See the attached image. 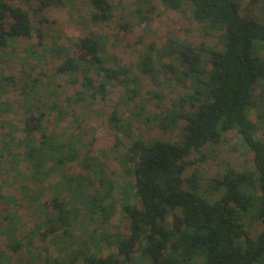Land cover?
Segmentation results:
<instances>
[{
  "label": "trees",
  "instance_id": "1",
  "mask_svg": "<svg viewBox=\"0 0 264 264\" xmlns=\"http://www.w3.org/2000/svg\"><path fill=\"white\" fill-rule=\"evenodd\" d=\"M39 1L42 10L49 4L62 5V0ZM146 1L150 6L153 0ZM188 1L197 21L222 32L221 46L197 47L170 38L171 55L178 65L162 57V68L176 80L189 81L192 94L183 100L197 104L191 112L173 108L164 116H154L157 125L165 130L177 122H184V135L178 143L157 140L146 144L123 130L131 142L130 152L137 155L132 184L119 186L123 210L129 221L124 231L111 235L84 229V209L93 218L101 212L103 222L109 221L110 210L101 204V196L112 195L116 187L104 167L91 163L88 158L82 161L77 176L66 175L55 185L57 194L51 206L30 189L28 180L32 177L48 176V164L53 168L65 166L79 157L72 141L48 134L44 126L47 100L35 93L37 80L31 85L25 102L21 103L27 108L32 100L41 105L25 122L28 142L24 158L33 173L31 177L22 176L27 187L25 192L35 200L39 213L35 231L45 229L46 235L51 234L50 240L61 249V256L47 259L45 264H264V229L252 239L247 224L255 217L264 224V138L259 137V131L264 130V105L260 107L256 99V88L261 85L260 81L264 83V57L258 53L259 45L264 44V23L253 15L243 16L236 0ZM256 1L250 3L251 11ZM161 2L179 11L185 0ZM90 3L96 11L95 18L109 22L113 19L114 6L121 0H115L114 4L110 0H90ZM35 34L37 43L25 51L27 56L38 60L44 56L41 49L44 34L35 28L29 11L0 0V50L8 49L12 40L33 38ZM74 47L76 56L68 54L57 71L71 77L79 73L84 75L86 90H92L90 97L101 95L104 98L109 83H122L128 77V68H113L112 59L102 55L105 47L101 38L85 37ZM152 49L143 57L140 68L156 76L159 69ZM201 51L209 56L206 62ZM90 71H95L102 79L96 91L88 77ZM0 80L11 78L0 76ZM86 96L85 91L78 93L79 100ZM252 110L256 112L257 123L250 118ZM112 119L118 120L116 113ZM230 130H235L248 146L253 166L243 173L227 168L210 184L211 193L215 195L212 198L206 195L196 174L183 178V173L191 164L189 159L194 151L210 143L219 144L221 135ZM12 133L11 141L14 142ZM7 145L10 150L12 144ZM96 187L97 192L92 194L90 190ZM62 191L67 193L71 203L61 198ZM133 195L140 207L133 202ZM8 221L3 233L17 252L22 247L16 235V214H11ZM55 223L61 228L60 233L55 232L58 228ZM106 228L109 229V225ZM79 242H92L98 248L102 243H115L121 260L113 255H85L84 250L71 252ZM9 261L11 257L0 252V264H10Z\"/></svg>",
  "mask_w": 264,
  "mask_h": 264
},
{
  "label": "rangeland",
  "instance_id": "2",
  "mask_svg": "<svg viewBox=\"0 0 264 264\" xmlns=\"http://www.w3.org/2000/svg\"><path fill=\"white\" fill-rule=\"evenodd\" d=\"M5 1L30 12L35 28L44 34L41 47L44 56L35 60L26 55V48L38 41L36 34L33 38L12 40L8 49L0 50V76L11 78L0 80V252L11 257L10 264H45V260L61 256V249L50 240L51 234L46 235L45 229L35 231L39 213L35 200L25 192L27 187L22 176L31 177L33 173L24 158L28 142L25 122L41 105L32 100L30 108H27L21 103L28 97L34 80L38 81L35 93L47 100L44 126L48 134L72 141L79 159L54 168L48 164V176L39 174L35 179L32 177L28 180L30 189L38 192L41 201L51 206L57 194L55 185L66 175L77 176L85 158L93 164L102 165L107 177L116 186L112 195L101 196V204L110 210L109 221L103 222L101 212L93 218L85 209L82 219L86 222L85 231L115 235L129 224L119 186L132 184L137 159V155L130 152L131 142L123 130L146 144L157 140L178 143L184 135V122H177L165 130L157 125L154 116H164L173 108L191 112L197 104L183 100L192 94L189 81L182 78L176 80L162 68V57L178 65L171 55L173 46L170 38L197 47L218 48L222 32L197 21L188 0L179 11L167 8L161 0H153L150 6L146 0H121L118 6H114L113 19L109 22L95 18L96 11L90 0H62V5L49 4L43 10L39 0ZM236 1L243 16L253 15L264 23V0H257L252 11L249 9L252 0ZM85 37L101 38L105 47L102 55L112 59L113 68L124 66L129 69L128 77L122 83L112 81L107 85L104 98L101 95L90 97L92 90H86L83 84L86 80L81 73L71 77L57 71L68 54L76 56L74 45ZM62 48L67 52L59 50ZM150 49L159 69L156 76L140 68L143 57ZM258 53L264 57V44L259 45ZM201 54L206 62L209 58L207 52L201 51ZM88 77L96 91L102 79L95 71H90ZM260 82L261 85L256 88V99L262 107L264 83ZM83 91L87 92V96L79 100L78 93ZM113 113H116L118 122L112 119ZM250 118L257 123L255 110L250 112ZM11 132L14 142L11 141ZM259 137L264 138V130L259 131ZM38 140L40 142L41 139ZM8 143L12 144L10 150ZM252 158L241 136L230 130L221 135L219 144L210 143L192 153L191 164L184 170L183 178L196 174L206 195L215 198L211 193L212 181L221 177L229 167L237 173L250 171ZM97 189L93 188L90 192L95 194ZM60 195L71 203L66 192L62 191ZM132 200L140 207L135 195ZM11 214H16L18 221L16 235L22 249L17 252L10 245L7 234L3 233ZM247 224L252 239H256L264 229V224L256 217ZM108 225L109 229L106 228ZM55 226L58 227L55 232L60 233L62 230L58 223ZM80 242L71 252L84 250L85 255H113L121 260L115 243H102L98 248L92 242Z\"/></svg>",
  "mask_w": 264,
  "mask_h": 264
}]
</instances>
